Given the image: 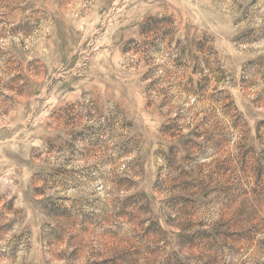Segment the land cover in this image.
<instances>
[{
    "label": "rangeland",
    "instance_id": "rangeland-1",
    "mask_svg": "<svg viewBox=\"0 0 264 264\" xmlns=\"http://www.w3.org/2000/svg\"><path fill=\"white\" fill-rule=\"evenodd\" d=\"M158 14L222 64L171 113L124 52ZM0 264H264V0H0Z\"/></svg>",
    "mask_w": 264,
    "mask_h": 264
},
{
    "label": "trees",
    "instance_id": "trees-1",
    "mask_svg": "<svg viewBox=\"0 0 264 264\" xmlns=\"http://www.w3.org/2000/svg\"><path fill=\"white\" fill-rule=\"evenodd\" d=\"M175 19L172 15L158 14L146 18L141 26L139 39L130 40L124 48L125 53H130L139 63H144L147 69L144 72L143 79L147 82L146 92H148L150 101L154 103L157 98H161V107L169 106L168 112L174 107L173 102L180 98L184 93L187 96H194L197 99L201 94L205 97L209 85L210 75L217 72H222V64L216 57L217 51L213 46H207L208 39L200 40L199 51L206 54L205 57L198 56L196 58L193 73H200L202 78L195 82V79L190 77L186 81L187 73L183 72L188 65L187 62L180 61L182 50L174 53L167 48L161 49V44L166 40L167 36L171 35L175 28ZM164 55L166 61L163 63L156 62V55ZM184 74V75H183ZM177 92V93H176ZM180 94V95H179ZM216 102L223 104V111L230 115L232 104L224 103L222 100H230V96L225 90H220L216 93ZM214 97V95H212ZM181 113H178L172 120V123L166 126L165 131L169 134L176 135V131L182 129L179 124ZM233 117L242 121V116L238 113ZM197 128H200L197 126ZM194 132L196 135L201 133Z\"/></svg>",
    "mask_w": 264,
    "mask_h": 264
}]
</instances>
